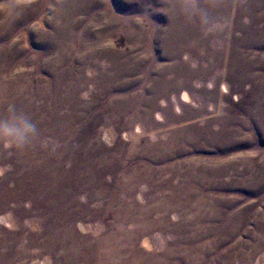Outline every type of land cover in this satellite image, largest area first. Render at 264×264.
I'll use <instances>...</instances> for the list:
<instances>
[{"label":"rangeland","instance_id":"374dc122","mask_svg":"<svg viewBox=\"0 0 264 264\" xmlns=\"http://www.w3.org/2000/svg\"><path fill=\"white\" fill-rule=\"evenodd\" d=\"M219 15L0 0V264H264V0Z\"/></svg>","mask_w":264,"mask_h":264},{"label":"clouds","instance_id":"9594fccd","mask_svg":"<svg viewBox=\"0 0 264 264\" xmlns=\"http://www.w3.org/2000/svg\"><path fill=\"white\" fill-rule=\"evenodd\" d=\"M230 0H159L172 15L186 23L196 24L206 35H215L226 29V22L219 12ZM37 123L22 108L9 105L6 113L0 114V145L24 151L39 139Z\"/></svg>","mask_w":264,"mask_h":264}]
</instances>
